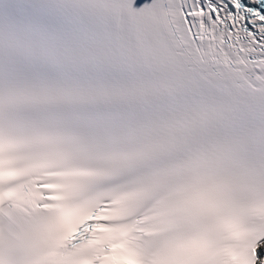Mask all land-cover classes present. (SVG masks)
Returning a JSON list of instances; mask_svg holds the SVG:
<instances>
[{
    "label": "snow or ice",
    "instance_id": "obj_1",
    "mask_svg": "<svg viewBox=\"0 0 264 264\" xmlns=\"http://www.w3.org/2000/svg\"><path fill=\"white\" fill-rule=\"evenodd\" d=\"M0 264H264V0H0Z\"/></svg>",
    "mask_w": 264,
    "mask_h": 264
}]
</instances>
